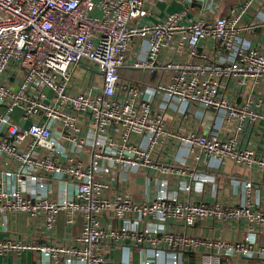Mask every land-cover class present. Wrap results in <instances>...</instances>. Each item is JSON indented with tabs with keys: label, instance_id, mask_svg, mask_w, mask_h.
<instances>
[{
	"label": "built area",
	"instance_id": "1",
	"mask_svg": "<svg viewBox=\"0 0 264 264\" xmlns=\"http://www.w3.org/2000/svg\"><path fill=\"white\" fill-rule=\"evenodd\" d=\"M166 1L0 0V232H9L11 214L24 213L30 227L0 237V255L31 250L49 264H183V253L194 252L195 264L232 256L264 264V243L255 237L264 211L185 197L193 184L182 175L192 168L180 158L186 150L197 161L229 159L264 171V155L238 145L246 126L264 123V95L255 94L264 50L249 44L253 25L243 19L263 0H237L225 11L228 0L155 8ZM82 64L101 72V83L83 87L75 75ZM125 67L165 75L136 82L122 77ZM159 103L172 113L213 108L234 126L222 136L175 129ZM168 141L178 161L155 156ZM127 173H144L153 195L137 200L114 185ZM60 217L75 230L61 240ZM213 220L243 221L248 234L227 240L188 232ZM114 251L124 257L115 260Z\"/></svg>",
	"mask_w": 264,
	"mask_h": 264
},
{
	"label": "crops",
	"instance_id": "2",
	"mask_svg": "<svg viewBox=\"0 0 264 264\" xmlns=\"http://www.w3.org/2000/svg\"><path fill=\"white\" fill-rule=\"evenodd\" d=\"M237 0H228L223 4V10L225 11L227 7ZM181 3L178 0L158 2L156 4V9L160 12H168L179 10ZM174 6V8L172 7ZM182 6V5H181ZM154 15L148 16L145 19H154ZM244 21L251 23L253 25L251 31L246 34V39L249 44H254L260 46L264 50V0L263 5L254 4L251 7V11L246 13L243 17ZM86 68L85 64L78 66L77 68ZM75 69V71L77 70ZM88 69L92 74L87 77L77 76L81 80V85L87 87L90 82L95 81L101 83V73L98 70L92 71ZM128 70H139L131 68H121ZM120 69V70H121ZM141 71L140 82L142 83H153L157 81L165 72H153ZM146 78V82L144 79ZM230 92H228V97H230ZM255 94L264 95V78L257 88L255 89ZM233 95V92H232ZM158 106L164 112V116L167 118V123L179 130H195L202 134L215 133L218 135H225L228 131L233 128L234 123L232 121H226L224 113L218 112L213 108L203 107L198 105H188L184 107H179L178 113H172V110L162 108L161 103ZM157 106V107H158ZM238 145L241 147H251L254 148L259 154L264 155V123L262 121L256 122L254 124H249L244 130L239 133ZM183 151V156L180 157L184 163L190 166L191 175L183 174L182 177L190 180L193 184L192 190L189 193L184 194L185 197L189 199H202L207 202H220V203H246L251 204L252 208H258L264 211V171L256 166L246 167L243 164L235 163L232 160H224L220 162L216 158H210L208 161H197L191 156L186 155ZM180 153V152H179ZM178 150L176 148V143L173 141H168L164 147L155 151V156L166 162L178 161L179 157ZM204 173L209 178L204 182H198V180H193L192 176L194 174L199 175ZM127 176L119 177L118 182H114V185L123 188L124 192L129 196L141 200L145 195H153V185L154 182H147L144 173H127ZM176 176L173 180H177ZM247 181H251V188L249 191L245 192L244 184ZM151 183V184H150ZM148 184L150 186L148 187ZM247 195V196H246ZM165 225L168 229L174 227V222L172 220H167ZM8 230L9 232H0V237L13 235L23 236L30 230L29 221L24 213L11 214L8 217ZM258 228V227H257ZM37 228H35L36 231ZM41 229V227H40ZM39 231V229H37ZM43 230V229H41ZM57 236L59 240L66 238L75 231L73 228H69L63 225V220L60 217L58 224L56 226ZM188 230V229H187ZM188 232L205 237L222 236L227 240H235L242 238L248 234L245 228V222H235L233 220L228 221L225 225L217 223L216 220L208 222L205 224H196L192 229L189 228ZM38 233V232H37ZM67 236H66V235ZM256 240L259 243H264V231L259 229L255 232ZM183 264H195L198 258L194 252H184ZM124 254H120L119 251L113 252V258L119 260ZM135 260H138V255L135 254ZM46 264L49 262L43 259ZM42 260L39 252L25 250L20 254L6 253L0 255V264H40ZM166 258L160 259L161 262H165ZM159 261V262H160ZM223 264H262L259 259L248 258L243 256H232L223 258Z\"/></svg>",
	"mask_w": 264,
	"mask_h": 264
},
{
	"label": "rangeland",
	"instance_id": "3",
	"mask_svg": "<svg viewBox=\"0 0 264 264\" xmlns=\"http://www.w3.org/2000/svg\"><path fill=\"white\" fill-rule=\"evenodd\" d=\"M174 8V6H172ZM183 8V6L180 5L179 7V10H181ZM170 12V11H168ZM120 73L122 75L123 78H126V79H130L132 81H139L140 78H141V71L139 70H128V69H121L120 70ZM92 73L86 69V68H82V67H79L77 68V70L75 71V75L77 76H82V77H87L88 75H91ZM146 78L144 79V82Z\"/></svg>",
	"mask_w": 264,
	"mask_h": 264
},
{
	"label": "water",
	"instance_id": "4",
	"mask_svg": "<svg viewBox=\"0 0 264 264\" xmlns=\"http://www.w3.org/2000/svg\"><path fill=\"white\" fill-rule=\"evenodd\" d=\"M89 69L92 70V71H96L95 69H91V68H89ZM99 73H101V72H99ZM154 73H155V72H153V75H154Z\"/></svg>",
	"mask_w": 264,
	"mask_h": 264
}]
</instances>
